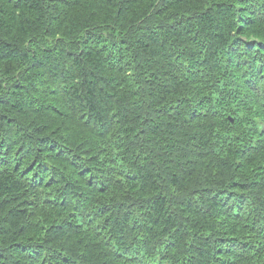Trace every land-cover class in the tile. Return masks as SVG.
I'll return each instance as SVG.
<instances>
[{
    "label": "trees",
    "instance_id": "16d2710c",
    "mask_svg": "<svg viewBox=\"0 0 264 264\" xmlns=\"http://www.w3.org/2000/svg\"><path fill=\"white\" fill-rule=\"evenodd\" d=\"M0 264H264V0H0Z\"/></svg>",
    "mask_w": 264,
    "mask_h": 264
}]
</instances>
